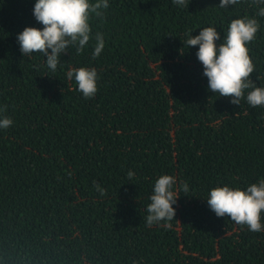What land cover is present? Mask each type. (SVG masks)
Here are the masks:
<instances>
[{"label":"trees","instance_id":"obj_1","mask_svg":"<svg viewBox=\"0 0 264 264\" xmlns=\"http://www.w3.org/2000/svg\"><path fill=\"white\" fill-rule=\"evenodd\" d=\"M219 2L108 0L103 18L90 14L93 39L52 73L17 40L43 27L35 0H0V106L14 121L0 129V264H264V231L217 217L206 200L213 187L264 179V106L247 103L250 90L240 105L211 93L199 45L186 44L209 26L222 43L233 19L255 18L250 78L264 87V3ZM96 32L105 46L93 58ZM79 67L97 71L92 98L67 78ZM164 174L176 179L175 218L149 227Z\"/></svg>","mask_w":264,"mask_h":264},{"label":"clouds","instance_id":"obj_2","mask_svg":"<svg viewBox=\"0 0 264 264\" xmlns=\"http://www.w3.org/2000/svg\"><path fill=\"white\" fill-rule=\"evenodd\" d=\"M173 2L188 6L189 0ZM239 2L240 0H220L219 7L226 8ZM255 3L261 4L264 0H255ZM108 7V0H35L33 15L43 27L26 26L17 34L23 57L42 53L46 57L47 68L55 73L65 51L75 47L79 54L90 39H93L90 14L103 18L102 10ZM257 14L264 16V7ZM258 28L255 18L244 16L233 19L223 42L219 44L216 41L221 39L220 33L214 26L202 28L195 36L186 33L188 47L199 45L196 56L203 65V75L208 79V90L219 93V96L229 97L232 104L240 105L245 97V90H250L246 96L247 103L253 107L264 106V87L257 86L250 78L254 72V64L247 47L255 39ZM94 40L92 56L96 58L104 49L105 40L100 32L95 33ZM66 75L69 80L75 79L76 90L85 98L95 96L98 80L95 68H72ZM6 111V105L0 106V129H8L14 123L5 114ZM133 175V172H128L129 178ZM175 184L176 179L171 175L164 174L156 179L150 196L151 203L147 206L146 223L149 227L175 218L173 205L179 196L173 190ZM94 188L101 196L106 194V190L99 183L94 182ZM181 188L187 193V182H183ZM206 200L217 217L227 215L237 225H247L252 232L264 231V225L261 224V212L264 211V179H259L245 190L232 188L227 184L213 187ZM165 227H170V224L165 223Z\"/></svg>","mask_w":264,"mask_h":264}]
</instances>
